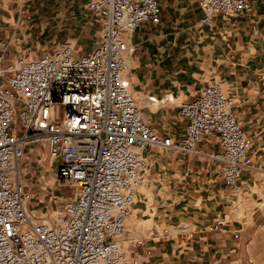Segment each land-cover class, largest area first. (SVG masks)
Instances as JSON below:
<instances>
[{"label":"built area","instance_id":"built-area-1","mask_svg":"<svg viewBox=\"0 0 264 264\" xmlns=\"http://www.w3.org/2000/svg\"><path fill=\"white\" fill-rule=\"evenodd\" d=\"M197 3L206 28L254 10L252 0ZM84 7L99 42L82 53L63 44L37 58L13 52L19 27L9 34L0 12V264H141L122 238L139 191L153 187L147 152L215 165L235 197L244 173L256 169L252 139L222 83L178 105L184 127L176 134L147 121L127 58L137 52L131 34L163 24L160 0H87ZM44 170L72 192L50 219L31 214L24 183Z\"/></svg>","mask_w":264,"mask_h":264},{"label":"rangeland","instance_id":"rangeland-1","mask_svg":"<svg viewBox=\"0 0 264 264\" xmlns=\"http://www.w3.org/2000/svg\"><path fill=\"white\" fill-rule=\"evenodd\" d=\"M86 3L87 0H0L8 33L19 27L13 52L37 58L63 44H70L78 53L91 50L99 42L100 33L84 9ZM163 5L168 24L164 36H159L162 28H158L149 41L139 46L137 55L131 57L134 64L129 65V76L133 89L136 93H145L147 100L151 101L150 96L163 98L174 93L177 101L152 109L137 96L147 121L157 126L155 120L160 108L168 109L176 117L178 105L184 99L199 94L209 83H222L227 95L236 102L238 116L245 117L243 124L254 140L251 155L256 170L248 178L243 194L231 197L217 185L216 168L205 167L191 176L183 173L178 182L180 174L173 167L154 159L172 156L168 150L147 152L153 187L140 190L122 240L129 246V255H134L136 243L142 248L139 241L147 240L144 243L147 249L159 253L169 264H181L189 241L197 236L207 239L209 231L222 222L223 231L212 230L213 235L219 234V246L210 251V261L264 264V127L257 128L248 121L247 115L252 110L244 113L241 105L244 99L256 94L255 88H246L250 83L264 85V32L258 29L253 33L237 32L236 28L200 30L195 25L197 0H166ZM177 23L181 32L171 30ZM174 55L175 65L170 58ZM197 56L202 60L201 68H198L202 65L199 61L194 62ZM191 66L195 69L190 70ZM57 165L54 162L51 168ZM32 166L37 167L36 163ZM25 177L24 183L33 193L30 211L34 216L50 219L72 197L68 188L57 186L51 170L36 175L28 173ZM184 185L186 194L179 192ZM177 229L180 230L177 232ZM129 240L135 242L133 246Z\"/></svg>","mask_w":264,"mask_h":264},{"label":"crops","instance_id":"crops-1","mask_svg":"<svg viewBox=\"0 0 264 264\" xmlns=\"http://www.w3.org/2000/svg\"><path fill=\"white\" fill-rule=\"evenodd\" d=\"M165 1L166 0H160V2L162 4V8H163V24L161 26L144 27V28L138 29L133 34H131V36H130L131 42L133 45L136 46V49H137L135 56L139 52V46H141L142 43H146L147 41H149V39L151 38V34L155 33L154 30H158V28H162L161 32H158V33H159L160 37L164 36L163 32L165 31V27L168 25L165 22V8L163 5V3ZM252 1H253V6H254V10H253L252 14H250L248 16H239V17L231 19L230 21H226L223 18L218 17V18H216L215 25L212 28H206V27H203L200 25V21L202 19V12L198 8V5H196L197 6L196 11H197L198 15H197V22L195 25L197 26V28H201L200 30H221L222 29V30L226 31L227 29L232 30V29L236 28L235 31H237V32L240 30H249L250 32L253 33V31H255L256 29H258L260 32H264V0H252ZM0 12H1L3 19H4L5 17H4V13H3V9H2L1 5H0ZM173 15H174V13L172 14V16ZM185 15H186V12L183 11L182 16L185 17ZM178 25H179V23L173 25L171 30L173 32H175V31L181 32L182 29L181 28L179 29ZM158 33H157V35H158ZM198 56H201V54H198ZM198 56L194 62L199 61V63L202 64V62H201L202 60L200 61L198 59ZM170 58L173 60V64L175 65L177 63L176 56L175 55L172 57L170 56ZM201 58H202V56H201ZM194 62H192V65ZM202 66H203V64L198 68H201ZM190 70H192L191 67H190ZM197 70L198 69L193 70V71L196 72ZM206 86H204V88ZM246 88H252V89L255 88L256 94H254L253 98H247V99H244L242 101V103H241L242 110H244V113H245V111L252 110L247 115L249 117L248 121H252V123L254 125H256L257 128L258 127H264V122H263L264 121V85H261V86L256 85L255 86V84L252 85L250 83ZM194 96H196V94L191 95V96L187 97L186 99L193 98ZM186 99H184V100H186ZM258 110H261V111L258 112ZM244 118H245L244 116L242 119L239 117L242 124H243ZM155 122L157 123V126H156L157 128H159L161 131L165 130L167 133L172 132L173 134H176V131L179 130V128L184 127V123L179 120L178 116H176V117L173 116L172 113H170V111L168 109H165V108L159 109V115H158V118L155 120ZM243 126H244V124H243ZM263 130H264V128H263ZM252 140H253V138H252ZM251 153L252 154L254 153V149L251 150ZM161 160L159 157L160 162H166L169 166L173 167L176 170V174H180L178 182L180 180H182L180 177L183 173L187 176L188 175L191 176L196 171L200 172L205 167L206 168L212 167V168L217 169V167L215 165L211 166L210 164H207L206 162H204L201 158H195V159L179 158L178 159V157H173V156H167V157L161 156ZM254 164H255V162H254ZM208 171H210V170H208ZM217 171H218V169H217ZM254 171L244 173V175L241 179V182H240V184L243 188V192L245 189V185L248 183L247 182L248 178H251V176L254 174ZM218 174H219V172H218ZM218 180L219 181H218L217 185L219 186V188L228 196L235 197L231 194V192L225 186V183L221 179L220 175H219ZM182 183L183 182L181 181L180 184H182ZM152 184H153V181H152ZM217 185H216V187H217ZM185 187H186V185L180 186L179 192L186 194L185 192H183V189H185ZM140 192L141 191H139V193ZM139 193H138V195H139ZM218 235H219L218 233H215V235H213V232L211 230L208 233L207 239L206 238L204 239L201 236H197L196 238H193L192 240H190L189 246L187 248V255L185 257V260L181 264H190V263L207 264V263L211 262L210 261V259H211L210 251L212 249L218 248V246H219ZM132 254L139 257L141 264H169L166 262L167 261L166 258H164L163 256H160L159 253H156V252L153 253L151 251V253L149 254L147 252V250H142L141 248H137L136 250H132Z\"/></svg>","mask_w":264,"mask_h":264},{"label":"bare ground","instance_id":"bare-ground-1","mask_svg":"<svg viewBox=\"0 0 264 264\" xmlns=\"http://www.w3.org/2000/svg\"><path fill=\"white\" fill-rule=\"evenodd\" d=\"M132 56H129L128 58H127V65H128V69H129V65L130 64H134V60L131 58ZM191 68H193V69H195V67L194 66H191ZM129 78H130V76H129ZM130 80H131V82H133L132 81V79L130 78ZM134 88V87H133ZM133 92L135 93V97H137V96H140V98L144 101V103H149L148 104V106H151V108L152 109H157V108H159L160 107V105L162 104V103H168V104H173V103H176V101H177V99H176V95L174 94V93H169V94H167L165 97H163V98H158V97H156V96H150L149 98H150V100L152 101H149V99L147 100V95H145V93H141V92H137L136 93V91L133 89ZM152 98H153V100H152ZM145 100L147 101V102H145ZM153 101H156V102H153ZM153 103V104H152ZM249 134V133H248ZM154 159H156V160H159V158H158V156H156ZM155 160V161H156ZM131 220V219H130ZM182 229V228H181ZM180 229H177L176 231L178 232ZM147 241V240H146ZM146 241H139V242H141V243H146ZM129 243H130V246H131V244L133 243V242H131L130 240L128 241Z\"/></svg>","mask_w":264,"mask_h":264}]
</instances>
